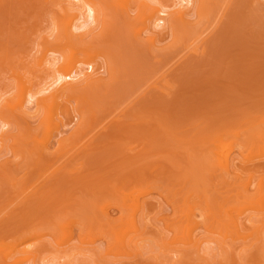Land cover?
Listing matches in <instances>:
<instances>
[{"label":"rangeland","instance_id":"374dc122","mask_svg":"<svg viewBox=\"0 0 264 264\" xmlns=\"http://www.w3.org/2000/svg\"><path fill=\"white\" fill-rule=\"evenodd\" d=\"M86 1L100 10L98 21L69 38L64 10L81 12L76 0H0V250L33 231L41 237H29L22 248H51L52 254L28 264H264V246L255 247L264 240L228 238L224 245L204 242L192 250L174 232L194 182L188 158L200 156L219 135H240L246 160L224 179L205 175L209 194L220 200L215 191L223 192L225 208L237 204L238 192L251 194V205L243 204L251 207L240 216L242 233L264 217V0H203V16L194 7L202 0H194L184 8L189 28L165 29L154 28L151 18L143 24L135 0L128 12L119 0ZM151 1L168 13L180 5ZM85 21L80 15L73 24L81 28ZM71 56H92L101 81L59 92L54 123L38 100L58 89L51 64ZM18 75L32 93L45 91L26 104V118L11 113L9 104L18 97ZM221 149L229 150L216 152ZM230 152L235 161L238 150ZM140 181L152 191L144 198L151 205L144 218L150 235L125 252L113 247L106 227L87 219L104 208L120 219V195L140 189ZM189 197L188 205L196 200ZM64 222L73 236L69 247L56 243L63 232L58 241L54 234ZM197 233L209 238L204 229Z\"/></svg>","mask_w":264,"mask_h":264},{"label":"bare ground","instance_id":"6f19581e","mask_svg":"<svg viewBox=\"0 0 264 264\" xmlns=\"http://www.w3.org/2000/svg\"><path fill=\"white\" fill-rule=\"evenodd\" d=\"M76 1L80 5L81 12L69 13V12L64 10L65 16L67 17V19H69L66 26H65L64 33L69 38L74 37L73 36L74 35L73 30L74 29H82L83 28L82 30L85 31L84 28L89 27V23L90 24L96 23L98 21L99 14H100V10L97 8V6L91 4L90 2H88L86 0H82V1L76 0ZM108 1L112 5L116 4V2H114V1H111V0H108ZM130 1L131 0H119V1H117V4H119V6H121L120 8H123L122 10L128 12V6H129ZM135 2L137 3V6H138V9L140 10V13L144 16L143 24L145 23L146 19L151 18V19H155L154 28H156V29L157 28L165 29V27L168 24H170L171 27H173V28H174V26H177V25H180L183 28L190 26V22L186 18L187 12L185 11L186 9L184 10V8L187 7V9H189V6L190 7L194 6V0H180L179 1L180 5L177 4V6H178L177 9L178 8L179 9L177 10L176 6H174L175 11H173L171 13H168L167 10L165 8H163L162 6L159 7L156 4L152 3L151 0H135ZM194 7H196L197 12L199 14H201L202 16L205 13V11L207 12L206 4H205V1H203V0L201 1V4L195 5ZM82 12H83V14H82ZM126 12H124V14H126V16H127ZM80 15L86 17V21L82 25L81 28L80 27L75 28L73 21L75 22V20L77 18H79ZM192 26L193 25H191V27ZM79 32H81V31H79ZM82 33H81V35H82ZM154 40H155V38H152V41H154ZM83 52L87 53L86 50H84ZM42 60H44V59L42 58L39 61L41 63V66H42V63L44 64V62H45ZM51 65L54 67H52ZM51 65H50V67H52V71H53V74L55 76L53 84L58 85V89L56 88L55 89L56 91H54L55 93L50 92L51 94L49 93V97H47L48 95L47 94L45 95L44 94L45 91L42 92V90H39V91H41V93H38V92L32 93V87L33 86L31 87V85L28 84V82H24L22 77L20 75H18L16 78L19 80V87H18L19 93H17V96H18L17 98L14 97L15 99H13L12 101L10 100V102H9L11 110H12L11 113H17V114H19V116H22V118H26L28 116L26 104L29 103L30 100H31V102L34 101L36 96H37V98L35 100H37L38 98H40V94L43 93L42 95H45L46 97L43 98V96H42V98H40L38 100V104L43 105L42 109H44V111L46 109H49L50 113H49L47 118H50V120L51 121L53 120V122L55 123V120H54L55 112H53V111L55 110L54 106L56 104L54 103L55 102L54 98L57 94H59V92L60 93L62 92L63 94L69 93V92L70 93L71 92L72 93L79 92L78 89L80 90L81 87L91 85L92 83H95V82L97 83L100 80L99 78H97V76L96 77L94 76V75H97L96 72H98L97 70L99 67L96 66L95 61H94L92 56H90L87 60H83V59L76 58L75 56H71L69 58L64 59L61 62L57 60V62H55L54 64H51ZM94 77H95V79H94ZM96 78L99 80L96 81L97 80ZM37 94H39V95H37ZM38 104H34V105L38 106ZM30 106H31V104H30ZM38 109H39V107H38ZM3 115H4V111L1 112L0 116L2 117ZM50 120H49V123L51 122ZM53 122H51V123H53ZM51 125L56 126L55 124H51ZM7 126H8V124L5 122V123H3V126H1V127L6 128ZM49 134L47 133L48 136H49ZM248 137H247V139H248ZM239 138H240V135L236 134V135L230 136V137H228V139L224 140L225 139L224 135H219L218 137L214 138L212 141L210 140L209 143H207L208 146L204 147L205 150H202L203 153L201 152V155L197 156L198 158L196 156L193 157L192 153L190 154V156L188 158V166L187 167H188V170L192 174V178H193L194 182L192 181L193 184L191 187V191L189 188L187 191L189 193H185L184 196L187 198V195H189V196L194 195V196H196V200L194 199L195 201L193 200L194 202L192 204L188 205V201L190 200V197L188 196L189 200L187 198L184 201L183 199L185 197L183 196L184 198H182V200H183V202L186 203L185 204L186 207L184 206L185 208L182 210L183 213H181L183 216L182 220H179V219H181L180 215L178 217L179 218L178 220L181 221V224H179L177 222L176 223V224H178L177 227H175V225H176L175 223H174L175 225L173 224L172 226L177 229V231H176V229L174 228L175 233L176 232H178L179 234L182 233V235L180 234V237L178 234V237H177L178 240L180 238L181 242L185 246H187L188 248H190L192 250H199L204 242L216 243L219 246L224 245L225 240H228V238H232L233 240L244 241V242L246 240H248V238H251V240L254 241V242H252V244H255V242L259 243V242H262V240H264V217H260L259 221L255 220L256 222H254L252 224L250 223L251 224L250 225L251 230H249L250 232L248 234H246L245 232H243V233L241 232L244 229L245 222L243 220H242L243 222L240 220V216L243 213L242 211H246L247 209H249L251 207L250 206L251 205V199H249L251 194L246 193V190H244L242 192H238L237 195L235 196L237 198V199L235 198L237 200V202H234L237 204L236 205L234 204L233 205L234 207L225 208L227 206L224 207V205H225L224 204V193L223 192L220 193V190L219 191L216 190L215 195L217 193V195H219V197H220V200L217 198V196H215L216 198L214 199L212 194L211 195L209 194L211 189L209 188L210 185H208V183H207L208 180L206 181L204 179L205 175H207V177L208 176H211V177L212 176H217V177L219 176V178L224 179V175H226V174L229 175V173L236 171L238 167H239L238 169L240 170L241 166L245 163L244 160H246V156L244 158L245 154L242 153V150H244V147L246 145L241 144V142L239 141ZM259 138L261 139V136ZM47 139L48 138H45L44 140L47 141ZM250 140H252V138H250ZM243 141L245 142L246 140L244 139ZM41 143H43V142L41 141ZM183 143H184V141H183ZM255 143H256V141H255ZM224 146H225V148L228 146L229 150L221 149L220 154L216 152V151H220L218 149L223 148ZM242 146H244V147H242ZM232 149L238 150V153L240 154V155H238V153H237L238 157L235 159V161L230 160V157H229L231 154L230 150H232ZM223 150H224V152H222ZM226 151H228V152L225 153ZM239 164H240V166H239ZM239 170H237V171H239ZM213 178H216V177H213ZM23 183H24V181H23ZM134 183H136V182H134ZM140 183H141V181H140ZM141 185L143 187H145V185L141 183L139 186L136 185L140 189L135 187L137 190L135 189L130 194H124V195L121 194L120 195V197H121L120 201L117 203L118 209L121 212V218L120 219H116V220L113 219L111 214L109 213V211L106 208L101 209L100 212L98 211V212L94 213L93 215H91L90 218L91 217L92 218L90 220H89V218L87 219L90 222H97L98 224H101L102 226L106 227L113 237V239L111 241V243L113 244V247H116V249H119V250H122L125 252H130L137 240L144 239L146 236L150 235V234L148 235V232H147L148 230H146L147 229L146 225L149 223H147V224L144 223V221H145L144 218L146 216V210L149 209L148 207L151 208V205L149 206L148 202L144 198L146 197V195L150 194L149 191L150 192H152V191H151V189L148 190V188H146V187L142 188ZM219 185H221V184H219ZM248 186H250V185L248 184ZM256 186H258V185H256ZM261 186H263V183ZM258 187H260V186H258ZM180 191H181V189H180ZM192 191L195 194H191L190 192H192ZM213 192H214V189H213ZM176 193H177V191H176ZM173 194H172V196L174 198V195L176 196V194H174V195ZM40 195H41V193H40ZM254 195H256V194H254ZM42 196H43V194H42ZM28 197H30V196H28ZM35 198L37 199V197H35ZM175 198H177V197H175ZM248 200H250V202H248ZM254 201H252V202H254ZM240 204L242 206H243V204H247V205L250 204V205H249V208H247V207H245L246 205L241 207ZM22 205H24V203ZM255 209H256V207H255ZM260 211H263V210L261 209ZM232 212H235L234 215L230 214ZM263 216H264V214H263ZM261 218H263V220H261ZM6 220H8V219H6ZM64 221H65V217H64ZM64 224L65 225L62 226L63 228L62 227L57 228V231L53 230L54 234L56 232L55 236L59 235L58 238H57V236L55 237L57 239V241L59 240L61 232H63L62 235H64V239L61 242H56L57 244L60 243V245L62 247L68 246L69 244H71L70 243L72 241L71 239H73L72 234L69 235V233L71 231L70 232L66 231V230H69L71 228L67 229L66 222H64ZM166 224H168V223H166ZM56 225H58V224H56ZM51 227H53V226H51ZM58 229H59V231H58ZM60 229H62V231ZM200 229H204L205 231L208 232V234H209L208 239L203 240L199 237V234L197 232ZM32 233H33V231H31V233L26 232L25 234H23V236L21 235V237H18L16 239L14 238L15 240L14 241L12 240V242L10 243V245H8V247L6 246L5 248L1 249L0 250V259H2V261H3L2 263H4V262H6V263L9 262L7 264H28L30 262L40 263V261L44 262V258L50 257V254H52V253L49 249H51V248L43 249L41 251L39 249H36V251L35 250L28 251V250H26L25 247H24L25 249L22 248L23 243L25 241H27L29 237L35 238V237H38L40 235L37 233H33V234ZM47 234H49V235L51 234V236L53 235V237H54V234H52L51 232L47 233ZM176 235H177V233H176ZM39 237H41V235ZM178 240L176 239V241H178ZM92 241H94V240H92ZM258 246L262 247L264 245L260 244V245H257L255 247H258ZM263 248H261V249L258 248V249L261 251ZM135 249H136V247H135ZM179 252H181V251H178V253ZM184 253H187V252H184ZM177 255H179V254H177ZM187 256H188V254H187ZM260 256L262 257L263 255H260ZM58 260H59V258H58ZM202 261H203V259H202ZM203 262H205V261H203ZM6 263H4V264H6Z\"/></svg>","mask_w":264,"mask_h":264}]
</instances>
